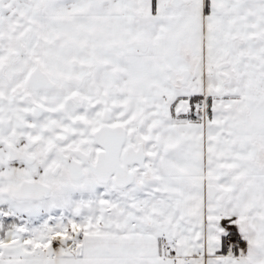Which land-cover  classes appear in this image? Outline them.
<instances>
[{
	"label": "snow or ice",
	"instance_id": "snow-or-ice-1",
	"mask_svg": "<svg viewBox=\"0 0 264 264\" xmlns=\"http://www.w3.org/2000/svg\"><path fill=\"white\" fill-rule=\"evenodd\" d=\"M0 264H264V0H0Z\"/></svg>",
	"mask_w": 264,
	"mask_h": 264
}]
</instances>
